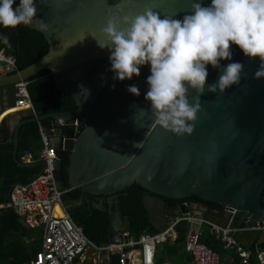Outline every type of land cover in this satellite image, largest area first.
<instances>
[{"label":"water","instance_id":"water-1","mask_svg":"<svg viewBox=\"0 0 264 264\" xmlns=\"http://www.w3.org/2000/svg\"><path fill=\"white\" fill-rule=\"evenodd\" d=\"M36 2L37 14L29 26L44 34L49 49L24 68L0 74V144H14L12 153L17 164L31 166L41 162H25L17 156L21 126L25 122H40L58 151V188L63 190L61 198L66 211L85 202L107 211V243H115L124 232L131 231L133 215L117 209L118 193L126 194L125 189L134 182L145 191V209L148 213H160L165 225L199 206L206 219L222 227L242 223L248 226L233 233L245 246L252 247L260 240L264 229L255 227L264 223V78L254 79V74L261 61L245 57L233 45L232 60L221 61V65L240 62L244 70L240 84L223 94L207 91V85L215 83L221 74L220 69L209 65L205 92L200 96L202 111L194 132L177 137L156 125L150 111L144 116L138 114V109H150V102L145 100L150 66L141 67L139 77L114 80L110 52L101 50L96 40L104 41L100 30L106 26L110 12L116 11L117 3L130 15L141 13L148 6L161 17L172 15L182 19L194 0ZM202 3L209 6L211 0ZM46 69L51 71L55 87L73 96L76 109L37 115L23 110L26 118L15 121L20 109L9 110L16 107V83ZM132 85L138 86V97L127 91ZM195 95L190 90V102ZM75 118L84 123L81 133L70 125ZM59 119L65 120V124L57 123ZM64 151L69 152L67 182L62 174ZM71 188L80 189L81 197H74ZM100 196L106 197L105 207ZM156 196L191 199L183 204L162 203L161 208L153 210ZM224 206L237 209L235 221H231L232 213L223 211ZM205 243L215 249L220 261L236 263L228 250L209 241Z\"/></svg>","mask_w":264,"mask_h":264},{"label":"clouds","instance_id":"clouds-1","mask_svg":"<svg viewBox=\"0 0 264 264\" xmlns=\"http://www.w3.org/2000/svg\"><path fill=\"white\" fill-rule=\"evenodd\" d=\"M115 9L100 30L104 41L93 38L101 50L110 52L114 80L139 77L141 67L150 66L145 95L150 109H138V114L144 116L150 111L156 125L177 137L194 132L209 65L220 69L221 74L215 83L207 85L208 92L223 94L240 84L244 65H221V61L232 60L233 45L245 57L261 61L254 79L264 78V0H211L209 6L194 0L182 19L161 17L148 6L135 15L126 14L120 3ZM36 14V0H19L18 4L17 0H0V26L5 29L30 25ZM0 39L11 47L7 37ZM190 90L196 93L192 102ZM127 91L140 95L136 85Z\"/></svg>","mask_w":264,"mask_h":264},{"label":"built area","instance_id":"built-area-1","mask_svg":"<svg viewBox=\"0 0 264 264\" xmlns=\"http://www.w3.org/2000/svg\"><path fill=\"white\" fill-rule=\"evenodd\" d=\"M3 35L0 34V37ZM0 74L16 68L13 55L5 52L0 46ZM28 81L16 83V107L37 112L33 106L27 88ZM57 123L63 125L65 120L59 119ZM42 147L38 152L42 170L29 182L23 185H14L9 193L7 205L14 209L23 219L28 228L41 236L40 248L28 264H75L89 250L101 251L109 260L115 257V264H155L158 246L169 241H175L178 235L177 225L186 223L185 250L190 256L189 264H229L220 261L219 254L213 247L206 244L203 235L208 228L206 218L190 212L176 216L175 220L154 233L144 232L134 237L130 232H124L115 243L96 245L83 232L81 226L75 224L66 211L61 195L63 190L58 188L57 179V148L51 144V135L46 127L39 122ZM76 133H81L84 123L80 118L70 121ZM22 161H33L31 154L26 153ZM59 213H58V212ZM224 212L232 213L231 221L235 219L237 209L230 206L223 207ZM222 227L211 223L209 230L221 245L236 256L235 264H264V251L257 247L252 249L242 244L234 232L248 229V226ZM257 229H264L263 224H256Z\"/></svg>","mask_w":264,"mask_h":264},{"label":"trees","instance_id":"trees-1","mask_svg":"<svg viewBox=\"0 0 264 264\" xmlns=\"http://www.w3.org/2000/svg\"><path fill=\"white\" fill-rule=\"evenodd\" d=\"M19 0H17V4ZM0 34L7 37L11 44L9 48L2 39L0 46L5 52L15 58L16 69H22L31 64L48 49L49 44L44 34L29 25L21 24L15 29H5L0 26ZM56 44V41H54ZM28 91L36 112L49 113L53 111L74 110L76 103L73 96L55 87L54 80L49 69L43 70L37 75L27 79ZM26 118V117H24ZM39 122H25L19 130V144L17 150L18 158L26 153L32 155L34 160H39L38 152L42 147ZM13 143L0 144V203L9 201V193L12 186L17 182L27 183L42 170V163L38 162L31 166H20L14 159L12 150ZM63 168L67 179V166L69 163L68 152H65ZM126 194H119V210L127 215H133L130 234L139 237L144 232H157L145 209L144 189L134 182L125 189ZM78 195L79 191L73 192ZM192 198H197L192 196ZM187 199V198H182ZM73 222L82 227L85 235L96 245L102 246L109 240V214L107 211L94 207L88 208L87 204L78 206L69 211ZM179 232L177 241L185 237L186 223L177 225ZM33 230L28 228L22 218L11 207L2 209L0 215V264H27L34 257L41 245V236L36 234L30 236V242H26L24 236H29ZM176 241V242H177ZM178 247L174 251L178 253ZM189 259L190 256H189ZM77 261V259H76ZM157 264H162L157 259Z\"/></svg>","mask_w":264,"mask_h":264},{"label":"crops","instance_id":"crops-1","mask_svg":"<svg viewBox=\"0 0 264 264\" xmlns=\"http://www.w3.org/2000/svg\"><path fill=\"white\" fill-rule=\"evenodd\" d=\"M15 109H19L17 107H14V108H11V111L15 110ZM24 109H20V114H16L15 117H14V120H18V119H22L26 116H24ZM5 114V113H4ZM2 117V116H1ZM0 117V119H1ZM55 134L57 135L58 132H55ZM6 207H9L7 205V203H0V215L2 214V209L3 208H6ZM153 208V207H152ZM156 208H154L153 210H155ZM194 212H190L192 214H195L197 216H203V213L205 212L204 209L200 208L199 206L195 207L194 208ZM154 211H152V213H148V216L150 218V221L151 223L153 224V226L158 229V231L162 230L164 227L168 226V225H165L164 224V220H163V217H161L160 213H153ZM199 215H198V214ZM205 218V217H204ZM23 220V219H22ZM208 222H210L209 224H207L208 228L206 227V231L203 235V240L204 242L205 241H209L210 243H212L213 245L217 246V247H220V248H224L221 243L219 242V240L210 233V230H209V227H210V224L213 223L212 221L206 219ZM235 221V220H233ZM24 222V221H23ZM244 224H240V226L242 227ZM230 227H237L235 225H231ZM187 230V229H186ZM157 231V232H158ZM131 232V231H130ZM36 234H38L36 231L33 230L32 233L29 234V236H24L23 238L26 240V242H30V236H35ZM178 235H179V232H178ZM178 235H177V238H178ZM133 236V235H132ZM185 237H186V232H185ZM185 237L181 240V241H177V238L175 241H169V242H166L164 244H161L158 246V251H157V254H156V262L155 264H157V259H161L162 260V264H189V255L188 253L186 252L185 250ZM177 241V242H176ZM241 242V241H240ZM242 243V242H241ZM178 247V253H176L174 251V248L175 247ZM264 246V233L263 235L260 237V240H258L257 242H255L253 244L252 247H249V248H252V249H257V247L263 249L262 247ZM225 249V248H224ZM231 253V252H230ZM94 254V253H93ZM235 259H236V256L231 253ZM95 256V254H94ZM92 257V256H90ZM89 257V253H84L80 258L77 259V261L75 262V264H85V260L86 258H90ZM115 257H113L112 255V258L111 259H107L105 257V254L102 252V256L96 260L95 257H93V262L92 264H115ZM28 264V263H27Z\"/></svg>","mask_w":264,"mask_h":264},{"label":"flooded vegetation","instance_id":"flooded-vegetation-1","mask_svg":"<svg viewBox=\"0 0 264 264\" xmlns=\"http://www.w3.org/2000/svg\"><path fill=\"white\" fill-rule=\"evenodd\" d=\"M65 152H67V151H64L63 152V155H62V158H61V163H62V174H63V176H64V179L66 180V182L68 181V171H67V179L65 178V172H64V168H63V161H64V159L66 158L65 157ZM68 159H69V152H68ZM68 167V166H67ZM66 170H67V168H66ZM72 190V194H73V192H78L79 191V194L78 195H74V197H76V198H79V197H81V195H82V192L80 191V189H78V188H71ZM121 193V192H120ZM120 193H118V199H119V194ZM146 195H145V193H144V197H145ZM93 198H95V197H92V201H93ZM99 199L100 200H102V201H104V207L107 205V203H105L106 202V197H102V196H100L99 197ZM191 198H187V199H176V200H171V199H167V198H165V197H161V196H159V197H157L156 196V198H155V201L153 202L154 203V207H156V209L157 208H161L162 207V203L164 204V203H169L170 201L171 202H175V203H178V204H183V203H187L189 200H190ZM192 199H195V198H192ZM86 204H87V206H88V208L89 209H91L92 207H94L92 204H90L89 202H85ZM85 203H79V205L78 206H80L81 204L82 205H84ZM78 204V203H77ZM78 206H75L73 209H76V208H78ZM95 208V207H94ZM117 210H119V209H117ZM103 211H105V210H103ZM120 211V210H119ZM121 212V211H120ZM122 213V212H121ZM122 214H125V213H122ZM125 215H127V214H125ZM129 216V215H128Z\"/></svg>","mask_w":264,"mask_h":264},{"label":"rangeland","instance_id":"rangeland-1","mask_svg":"<svg viewBox=\"0 0 264 264\" xmlns=\"http://www.w3.org/2000/svg\"><path fill=\"white\" fill-rule=\"evenodd\" d=\"M262 248H263L262 250L264 251V246ZM87 253H89V257L90 256H92V257L86 258L85 264H92V263H94L93 262V257H95V259L98 260L102 256V252L101 251H95L93 249L89 250ZM93 253L95 254V256H94Z\"/></svg>","mask_w":264,"mask_h":264},{"label":"bare ground","instance_id":"bare-ground-1","mask_svg":"<svg viewBox=\"0 0 264 264\" xmlns=\"http://www.w3.org/2000/svg\"><path fill=\"white\" fill-rule=\"evenodd\" d=\"M9 111H11V109L9 110ZM6 113V112H5ZM58 212V211H57ZM59 213V212H58Z\"/></svg>","mask_w":264,"mask_h":264}]
</instances>
